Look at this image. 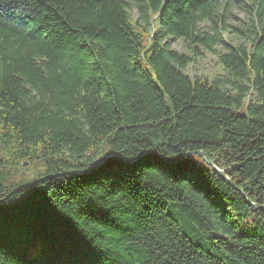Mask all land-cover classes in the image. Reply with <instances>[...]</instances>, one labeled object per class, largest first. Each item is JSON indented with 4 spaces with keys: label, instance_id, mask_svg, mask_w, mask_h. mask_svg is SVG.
I'll return each instance as SVG.
<instances>
[{
    "label": "trees",
    "instance_id": "obj_1",
    "mask_svg": "<svg viewBox=\"0 0 264 264\" xmlns=\"http://www.w3.org/2000/svg\"><path fill=\"white\" fill-rule=\"evenodd\" d=\"M249 1L236 27L230 0H0V264H264ZM203 48L225 74L186 73Z\"/></svg>",
    "mask_w": 264,
    "mask_h": 264
},
{
    "label": "rangeland",
    "instance_id": "obj_2",
    "mask_svg": "<svg viewBox=\"0 0 264 264\" xmlns=\"http://www.w3.org/2000/svg\"><path fill=\"white\" fill-rule=\"evenodd\" d=\"M249 0H230V9L225 12L227 23L236 27L247 26L251 21V9ZM134 19L139 17L136 9L131 10ZM205 28L211 27L212 23H206ZM244 27V26H243ZM224 44L218 46L219 51H225L227 45H238L241 41V35L232 30V28L223 27ZM173 47L185 54H191L190 50L185 45L184 41L179 39L173 43ZM203 55L197 57L194 62L190 63L186 69V73L195 78L213 79L216 76L225 74V70L219 62V57L216 53L206 49H202Z\"/></svg>",
    "mask_w": 264,
    "mask_h": 264
},
{
    "label": "water",
    "instance_id": "obj_3",
    "mask_svg": "<svg viewBox=\"0 0 264 264\" xmlns=\"http://www.w3.org/2000/svg\"><path fill=\"white\" fill-rule=\"evenodd\" d=\"M199 154H200L201 156H203V157L205 158L206 161H208L210 164H212V163L206 158V156H205V154H204L203 152H199ZM101 164H102V163H98V164H96L95 168H99ZM219 171L222 173V175H224V176L226 177V179L228 180V182L231 183V181H230V180L228 179V177L226 176V173H225L223 170H219Z\"/></svg>",
    "mask_w": 264,
    "mask_h": 264
}]
</instances>
